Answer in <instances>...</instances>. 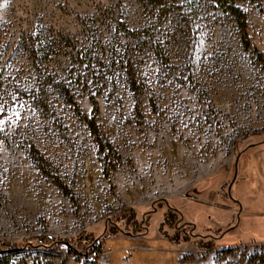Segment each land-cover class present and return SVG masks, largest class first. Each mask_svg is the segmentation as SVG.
Instances as JSON below:
<instances>
[{"label":"rangeland","instance_id":"1","mask_svg":"<svg viewBox=\"0 0 264 264\" xmlns=\"http://www.w3.org/2000/svg\"><path fill=\"white\" fill-rule=\"evenodd\" d=\"M236 2L245 37L0 0V264H264V0Z\"/></svg>","mask_w":264,"mask_h":264},{"label":"trees","instance_id":"2","mask_svg":"<svg viewBox=\"0 0 264 264\" xmlns=\"http://www.w3.org/2000/svg\"><path fill=\"white\" fill-rule=\"evenodd\" d=\"M136 2L145 20L155 26L174 18L180 19L188 25L186 30L195 35L198 32L196 25L214 29V24L222 23V18L226 17L240 27L239 31L244 37L247 33L246 15L236 0H136ZM168 32L169 30H163L161 38L168 36ZM156 46L154 45V48Z\"/></svg>","mask_w":264,"mask_h":264},{"label":"water","instance_id":"3","mask_svg":"<svg viewBox=\"0 0 264 264\" xmlns=\"http://www.w3.org/2000/svg\"><path fill=\"white\" fill-rule=\"evenodd\" d=\"M239 157H240V153L237 154L236 158H235V161H234V173H233V177L228 185V193L230 194V190H231V187H232V184L233 182L235 181L236 179V176H237V170H238V161H239Z\"/></svg>","mask_w":264,"mask_h":264},{"label":"crops","instance_id":"4","mask_svg":"<svg viewBox=\"0 0 264 264\" xmlns=\"http://www.w3.org/2000/svg\"><path fill=\"white\" fill-rule=\"evenodd\" d=\"M235 183H236V182H235ZM235 183H234V184H235ZM234 184H233V185H234Z\"/></svg>","mask_w":264,"mask_h":264}]
</instances>
